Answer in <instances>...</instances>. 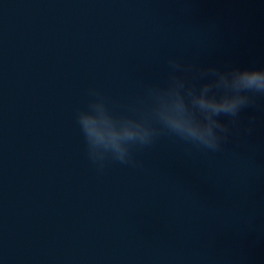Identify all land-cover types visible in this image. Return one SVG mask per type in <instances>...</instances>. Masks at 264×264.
Masks as SVG:
<instances>
[{"label":"water","instance_id":"water-1","mask_svg":"<svg viewBox=\"0 0 264 264\" xmlns=\"http://www.w3.org/2000/svg\"><path fill=\"white\" fill-rule=\"evenodd\" d=\"M264 68V0H0V264H264V94L212 151L160 129L93 164L77 114Z\"/></svg>","mask_w":264,"mask_h":264},{"label":"clouds","instance_id":"clouds-1","mask_svg":"<svg viewBox=\"0 0 264 264\" xmlns=\"http://www.w3.org/2000/svg\"><path fill=\"white\" fill-rule=\"evenodd\" d=\"M171 75L165 85L148 86V103L135 114H114L104 97H95L77 114V122L93 164L102 168L107 159L130 164L133 145H150L160 129L197 146L215 151L227 128L221 115L235 119L252 102V94H264V68L234 67L204 70L206 78L198 86L182 76L184 66L175 58L168 61Z\"/></svg>","mask_w":264,"mask_h":264}]
</instances>
